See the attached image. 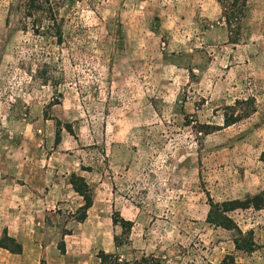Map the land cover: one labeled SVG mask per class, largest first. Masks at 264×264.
<instances>
[{"label":"rangeland","instance_id":"obj_1","mask_svg":"<svg viewBox=\"0 0 264 264\" xmlns=\"http://www.w3.org/2000/svg\"><path fill=\"white\" fill-rule=\"evenodd\" d=\"M145 3L0 0V158L42 184L61 179L62 192L73 174L85 178L89 246L110 219L131 222L114 227L121 245L108 264L258 262L207 223L209 199L264 188L256 101L225 98L208 44H178L185 35ZM226 117L242 120L226 127ZM64 195L62 222L79 219L82 199ZM231 216L264 234L254 213Z\"/></svg>","mask_w":264,"mask_h":264},{"label":"crops","instance_id":"obj_2","mask_svg":"<svg viewBox=\"0 0 264 264\" xmlns=\"http://www.w3.org/2000/svg\"><path fill=\"white\" fill-rule=\"evenodd\" d=\"M160 1L146 0L143 8L152 16L163 17L164 23L173 21L177 27L175 34L185 35L178 44H208L213 58L211 65L216 67L217 73L212 77V85L223 86L225 98L234 103L253 98L256 101L254 115L260 123L258 127L264 129V0H241L235 6L232 0L230 4L223 0H162V4ZM196 58L197 54L194 63ZM4 162L7 160L1 155L0 242L5 238L12 239L21 250L12 253L0 247V264H101L100 255L96 258L92 253L93 247L106 255L115 253L117 246L113 232L117 226L113 218L106 228L103 226L92 232L96 244L89 246L94 196L85 221L72 218L62 222L60 211L67 201L60 200L62 195L66 198L67 192L74 193L83 201L71 185L75 174L62 192L61 179L59 183L42 184L37 178L39 175L20 173V162L11 168ZM83 206L84 201L78 211ZM10 209L18 211L12 213ZM239 211L254 213L259 219L256 225L264 227V210L236 212ZM247 222H243L242 228L235 221L243 233H254L257 248L253 253L235 251L260 260L252 264H264V234H258L255 224Z\"/></svg>","mask_w":264,"mask_h":264},{"label":"trees","instance_id":"obj_3","mask_svg":"<svg viewBox=\"0 0 264 264\" xmlns=\"http://www.w3.org/2000/svg\"><path fill=\"white\" fill-rule=\"evenodd\" d=\"M224 2H229L231 0H223ZM234 5L240 3L241 0H232ZM245 5V4H244ZM242 118H235L233 120H229V118H225V126L230 127L238 122H240ZM71 185L73 186L74 191L83 198L84 206L79 210L81 212V217L78 219L79 222H83L87 218L88 210L92 207L93 204V192L90 186L87 184L86 180L77 175H73L71 179ZM209 214L207 218V223L214 227H219L224 230L233 232L235 234L234 237V245L235 249L244 253H253L257 246L254 242V233L248 232L243 233L238 225L235 223L231 214L238 210H249L253 209L256 211L264 210V190L254 196H247L244 200H233L226 201L223 203H216L212 199H209ZM113 223L115 226H121L123 232L131 231L133 224L124 219L118 220L116 217L113 218ZM117 240V239H115ZM8 243H11L15 248H11ZM116 245L117 247L120 246ZM0 247L4 249H8L12 253H20V245L16 243L12 239L5 238L0 242ZM113 255H106L101 253L99 258L101 260V264H108L109 260H112ZM115 258V257H114ZM230 260L231 264H234V259L232 257H227L223 264H227V261ZM119 261V260H117Z\"/></svg>","mask_w":264,"mask_h":264}]
</instances>
